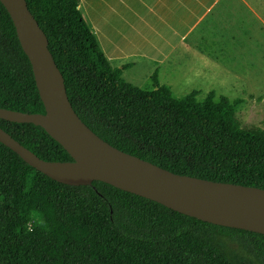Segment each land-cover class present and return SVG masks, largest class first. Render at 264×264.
<instances>
[{"label":"trees","instance_id":"1","mask_svg":"<svg viewBox=\"0 0 264 264\" xmlns=\"http://www.w3.org/2000/svg\"><path fill=\"white\" fill-rule=\"evenodd\" d=\"M79 118L110 145L173 173L264 189V130L242 129L243 101L155 76L124 81L79 0H26ZM0 107L44 113L31 64L0 2ZM0 128L46 161H71L41 127ZM0 264H264V235L202 221L101 181L57 182L0 142Z\"/></svg>","mask_w":264,"mask_h":264},{"label":"water","instance_id":"2","mask_svg":"<svg viewBox=\"0 0 264 264\" xmlns=\"http://www.w3.org/2000/svg\"><path fill=\"white\" fill-rule=\"evenodd\" d=\"M31 64L44 113L0 107V119L41 127L71 161H46L0 128V142L49 178L68 185L101 181L219 226L264 235V189L173 173L110 145L76 114L64 78L48 49V38L26 0H0Z\"/></svg>","mask_w":264,"mask_h":264},{"label":"rangeland","instance_id":"3","mask_svg":"<svg viewBox=\"0 0 264 264\" xmlns=\"http://www.w3.org/2000/svg\"><path fill=\"white\" fill-rule=\"evenodd\" d=\"M247 1L252 8L240 5L225 9L224 14L214 9L203 20L204 24L209 22L208 37L191 49L192 54L184 48H158L168 53L161 62L155 49V53L148 52L143 45L129 47L124 43L118 47L123 50L121 55L119 50L105 44L111 37L108 19L113 29L132 37L127 25L121 23L120 11L130 24L138 15L134 23L143 35L151 36L147 31L154 24V15L147 6L137 7L136 0H79V6L108 61L121 68L124 81L151 89L150 79L155 76L177 98L193 90L200 91L199 98L208 92L231 101L239 98L243 101L236 114L239 127L264 130V0ZM137 51L142 55H134L139 54ZM144 52L156 56V61L151 56H143Z\"/></svg>","mask_w":264,"mask_h":264},{"label":"crops","instance_id":"4","mask_svg":"<svg viewBox=\"0 0 264 264\" xmlns=\"http://www.w3.org/2000/svg\"><path fill=\"white\" fill-rule=\"evenodd\" d=\"M122 4L124 5V3ZM136 4L137 7L147 6L149 11L154 15V24L151 30L147 31L151 36L143 35L141 30H139V25L134 23L138 20V15L133 17L132 24H130L124 19V12L120 11L122 12V14L119 15L121 23L127 25L128 30L132 33V37H126L121 31L118 32L116 28L113 29V25L110 26L111 20L108 19L111 37L110 40H108L106 35H103V38L108 40L105 44L109 48H116L120 53L123 52V50L118 47H122L124 43H127L129 47H139L143 45V47L147 48L148 52L152 51L155 53L153 49L156 50V54L159 55V57H157L158 60L160 59L159 62L168 54L162 53L161 50L158 49L162 47L176 49L184 48L185 52L189 49V53L192 54L191 49H193L199 41L208 37L210 30L208 25L209 22L207 21L204 24L203 20L206 19L214 9L224 14L225 9L238 8L240 5H244L247 9L252 8V5L249 4L247 0H136ZM120 40H122V42ZM137 52L139 54L134 55H142L140 54L141 52ZM146 55L151 56L150 58L155 60L154 57L156 56L144 52L143 56Z\"/></svg>","mask_w":264,"mask_h":264}]
</instances>
